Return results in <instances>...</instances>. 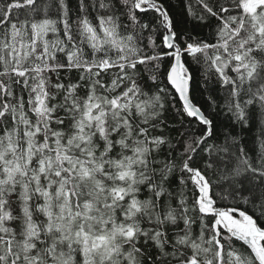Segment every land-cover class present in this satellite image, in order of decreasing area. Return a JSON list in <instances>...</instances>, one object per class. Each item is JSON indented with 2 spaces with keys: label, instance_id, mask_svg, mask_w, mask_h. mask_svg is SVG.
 <instances>
[{
  "label": "snow or ice",
  "instance_id": "snow-or-ice-1",
  "mask_svg": "<svg viewBox=\"0 0 264 264\" xmlns=\"http://www.w3.org/2000/svg\"><path fill=\"white\" fill-rule=\"evenodd\" d=\"M0 264H264V0H0Z\"/></svg>",
  "mask_w": 264,
  "mask_h": 264
}]
</instances>
